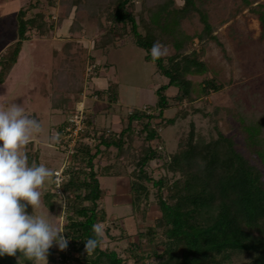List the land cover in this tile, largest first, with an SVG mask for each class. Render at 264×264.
<instances>
[{
	"label": "trees",
	"instance_id": "16d2710c",
	"mask_svg": "<svg viewBox=\"0 0 264 264\" xmlns=\"http://www.w3.org/2000/svg\"><path fill=\"white\" fill-rule=\"evenodd\" d=\"M207 1L183 0L182 5L177 6L174 0H139L142 11L137 12L135 0H67L63 17L56 23L40 12L32 13L40 0H30L18 11L16 40L0 53V85L17 63L23 44L34 37H46L59 28L72 8L77 13L84 12L101 32L90 51L106 54L126 38H131L152 62L150 50L155 42L173 50L172 55L154 62L156 74L166 79V83L155 90L154 107L147 109L148 113L131 108L117 133L108 129L100 131L87 118L70 162L60 175L61 181L58 185L52 182L49 191L42 193V202L49 209L52 199L63 201L61 230L68 240L63 251L57 245L49 249V262L145 264L151 259L153 264H264V173L261 172L264 171V125L258 130H242L248 158L235 149L231 138L218 134L209 141L195 140L191 129L185 143L163 165L170 178L164 176L155 180L147 171L149 163L162 158L159 126L175 123V117L161 120L163 112L174 107L176 113L181 114L183 104H191L223 88L213 78H205L197 84L196 92L189 79L207 74L202 46L215 39L204 9ZM241 1L249 4L248 0ZM45 4L53 7L54 0H45ZM256 7L251 11L257 15L259 27L264 31V11H260V5ZM192 14L198 15L202 24V32L195 36L186 34L181 26ZM73 31H80L78 22L70 26V39L75 38ZM199 44L201 46H197ZM74 45L75 42L68 39L59 51L52 50L54 83L48 98L51 109L60 110L67 117L73 113L67 110L70 96L76 100L84 88L83 70L78 71L76 54L72 53ZM55 57H61L57 66ZM94 60L92 56L89 59L91 63ZM169 88L175 89L173 96L167 95ZM92 94L105 96L109 104L119 100L114 83ZM136 141L138 146H134ZM110 151L114 152L116 163L98 167L96 160ZM124 159L125 163L120 165ZM31 161L29 156L30 164ZM125 168L130 169L129 173ZM125 174L130 178L131 210L134 212L146 204L151 195L158 210L153 225L137 233L136 240L131 242L124 231L118 238L110 235L107 216L101 206L107 191L98 182L101 176ZM96 223L105 226L102 243L105 238L112 242L126 240V247L117 251L103 248L101 243L87 255L85 241L93 237L91 228ZM144 245L159 250L146 254L142 249ZM0 264L32 262L17 252L14 257L0 256Z\"/></svg>",
	"mask_w": 264,
	"mask_h": 264
},
{
	"label": "rangeland",
	"instance_id": "374dc122",
	"mask_svg": "<svg viewBox=\"0 0 264 264\" xmlns=\"http://www.w3.org/2000/svg\"><path fill=\"white\" fill-rule=\"evenodd\" d=\"M28 1L7 0L3 8H0V15H2L0 17V52L16 40L15 15L19 9L25 8ZM66 1L54 0V6L48 7L45 0H40V5L32 13L40 12L49 18V21L56 23L58 18L63 17ZM138 1L135 0V10L140 12L142 10ZM175 2L181 6L183 0H175ZM248 2V5L241 0H209L205 3L204 9L215 39L206 41L202 46L207 74L191 76L189 79L194 83L196 92L197 84L205 78H213L215 83L223 88L217 92H210L205 97H199L191 104H183L181 114L176 113L174 107L164 112L160 119L166 121L175 117V123L173 125L162 123L159 126L162 158L152 161L147 168L153 179L171 177L163 165L185 143L191 129L194 131L195 140L209 141L216 138L218 134L229 137L234 141L235 149L244 157H249L242 130L245 132L250 129L258 130L260 125H264V31H261L257 15L251 10L257 9L256 6L260 5V11H264V0H248ZM73 22H78L80 31H73L75 38L70 39V26ZM181 26L190 36L202 32V24L196 14L184 20ZM100 34L93 20L88 19L84 12L77 13L75 8H72L68 18L59 28H55L46 37H34L23 44L17 63L5 82L0 85V106L11 103L21 104L25 113L40 121L42 125L43 131L33 138L26 149L32 159L31 163L35 161L37 165L44 164L60 174L70 162L71 155L61 149L59 144L49 146L50 137L57 132L60 133L59 127L63 126L67 116L60 110H52L48 98L54 83L52 50L59 51L68 39L75 42L72 53L76 54L75 63L78 71L83 70L84 88L76 100L70 96L67 110L74 112L81 107L78 103L83 102L85 115L90 120L92 117L91 122L93 121L95 128L100 131L108 129L117 133L124 125L123 120L131 108L152 109L154 107L155 90L159 85L166 83L165 78L156 74L155 63L146 59L147 53L137 47L131 38L118 43L120 45L118 48L109 49L106 56L102 57L101 53L93 52L96 59L94 57L95 62L91 63L89 51L92 49L93 41ZM54 40L58 44H55ZM172 54L173 50L167 48V54L164 57ZM60 58L55 57L56 66L60 64ZM106 62L109 65L104 70L102 68H105L103 64ZM92 65L95 68L90 74L87 69ZM100 69V77L105 81L113 82L118 88L119 100L115 104H109L105 96H94L92 91L95 90L89 89L87 85L86 80L93 77L90 75L98 74ZM170 91L175 90L170 88ZM94 97H96L95 101H98L97 104H94L92 100ZM91 108L97 112L91 114ZM114 116H116L115 119L117 118L116 126H114ZM138 144L139 142L136 141L134 146ZM96 161L98 167L113 165L116 163L114 152L110 151ZM125 161V159L122 160L120 165ZM129 171L130 169L127 168L126 173ZM261 172L264 173L262 170ZM98 182L100 187L107 191L101 206L105 210L107 226L110 228L109 233L112 237L118 238L119 233L124 231L131 242L136 240L137 233L153 225L158 217L153 195L149 197L146 204L140 205L139 209L134 212L131 210L128 195L129 174L120 177L101 176L98 177ZM50 184L46 183L40 189L41 193L49 191ZM50 203L51 209L45 207L41 199L39 208L32 209L29 206V214L51 217L61 228L63 201L52 199ZM126 243V240L112 242L105 238L102 247L120 251L126 247ZM55 246L54 244L52 247ZM142 249L146 254H150L151 250H159L149 245H144ZM47 264L54 263L47 259ZM145 264H153V261L147 259Z\"/></svg>",
	"mask_w": 264,
	"mask_h": 264
},
{
	"label": "clouds",
	"instance_id": "9594fccd",
	"mask_svg": "<svg viewBox=\"0 0 264 264\" xmlns=\"http://www.w3.org/2000/svg\"><path fill=\"white\" fill-rule=\"evenodd\" d=\"M153 62L167 54V47L155 42L150 50ZM43 131L40 121L25 113L21 104L0 106V256L19 252L32 264H47L49 249L55 244L61 251L68 246L61 228L51 217L29 214L39 208L41 191L52 183L54 170L35 161L29 164L27 146ZM60 133L50 137V145L59 144ZM105 226L92 225L93 237L85 241L84 251L91 255L102 243ZM19 261V260H18Z\"/></svg>",
	"mask_w": 264,
	"mask_h": 264
},
{
	"label": "built area",
	"instance_id": "2783aa9c",
	"mask_svg": "<svg viewBox=\"0 0 264 264\" xmlns=\"http://www.w3.org/2000/svg\"><path fill=\"white\" fill-rule=\"evenodd\" d=\"M94 65L91 68H88L87 71L91 74ZM93 76V77H91ZM96 76V73L90 75V80ZM89 81V80H88ZM86 80V82H88ZM86 84V83H85ZM96 98V97H94ZM148 113L147 109H142ZM85 111L83 107H78L70 116L67 117L64 125L61 128L60 134L61 139L59 145L61 149L66 151L68 155H71L73 152V147L78 140L79 134L82 133L85 129V121L87 120V116L85 115ZM98 135V134H97ZM61 174V173H60ZM59 173H55L54 181L56 185L61 181ZM58 191V190H57Z\"/></svg>",
	"mask_w": 264,
	"mask_h": 264
},
{
	"label": "crops",
	"instance_id": "0c3cea01",
	"mask_svg": "<svg viewBox=\"0 0 264 264\" xmlns=\"http://www.w3.org/2000/svg\"><path fill=\"white\" fill-rule=\"evenodd\" d=\"M7 0H0V8H3V5H5V2H6ZM30 1V0H29ZM28 1V2H29ZM175 1V0H174ZM176 3V2H175ZM177 5V4H176ZM177 6H180V4L179 5H177ZM26 7V6H25ZM20 10V9H19ZM18 10V11H19ZM18 11L16 12V15H15V20H16V16H17V13H18ZM2 15H0V17H1ZM213 35H214V33H213ZM215 36V35H214ZM54 43L55 44H58L57 43V41H55L54 40ZM120 45H118V47H119ZM7 47V46H6ZM5 47V48H6ZM118 47H116V48H118ZM4 48V49H5ZM3 49V50H4ZM2 50V51H3ZM2 51L0 52V53H2ZM109 51V50H108ZM108 51H107V53L106 54H102V52H100V51H89V55L90 56H92V57H95L94 56V54H93V52H99V53H101V55H102V57L103 56H106L107 54H108ZM95 59H96V57H95ZM98 64V63H97ZM108 63L106 62V63H104L103 64V66H105V68H102V69H104V70H106V68L108 67ZM100 74H101V69L99 70V72H98V74H97V76H95L94 78H92L91 80H89V83L87 84L88 86H89V89H94V90H105L106 88H107V86H108V84L109 83H113V82H111V81H105L104 79H102L101 77H100ZM174 89V88H173ZM175 90V89H174ZM175 94V91L174 92H171L170 91V88L167 90V95L168 96H173ZM85 100L87 99V98H84ZM83 99V100H84ZM89 99H91V98H89ZM92 100H93V102H94V104L96 103V102H98V101H95L96 99L94 98H92ZM97 104V103H96ZM78 105L79 106H81V107H83L84 106V103L82 102H80V103H78ZM84 108V107H83ZM91 110V114L93 113V112H97L94 108H91L90 109ZM165 112V111H164ZM164 112H163V114H164ZM115 117L116 116H114V119H115ZM91 120H92V117H91ZM93 122V121H92ZM117 118L115 119V121H114V126H116L117 125ZM94 124V123H93Z\"/></svg>",
	"mask_w": 264,
	"mask_h": 264
}]
</instances>
